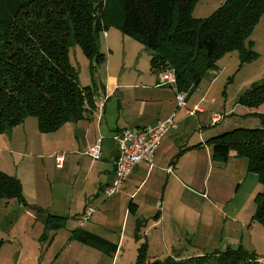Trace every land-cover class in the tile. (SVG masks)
<instances>
[{
  "label": "crops",
  "instance_id": "obj_1",
  "mask_svg": "<svg viewBox=\"0 0 264 264\" xmlns=\"http://www.w3.org/2000/svg\"><path fill=\"white\" fill-rule=\"evenodd\" d=\"M145 53L151 60L150 52ZM136 67L126 79L125 74L119 78L109 74L107 68L105 81L100 82L102 91L97 89L95 107L85 119L47 135L38 128L34 131L36 122L31 124L32 131L27 129L26 120L9 134L0 135V139H14L17 145L21 159L16 163L20 167L16 176L25 198V204L0 202V240L4 242L0 264H126V244H174L171 256L185 259L192 257L187 250L191 244H233L214 225L235 222L224 220L221 205L214 203L210 194L218 193L226 169L248 166L235 153L228 163L217 162L207 144L230 130L223 127V120L214 125L218 113L205 107L215 96L214 86L193 91L186 108H178L176 89L161 86L151 67L149 74ZM210 102L217 104L218 99L212 97ZM198 106L201 111L191 116L189 112ZM260 107V116H264V103ZM173 115L176 126L167 133L153 160L136 166L121 192L107 199L104 192L116 179L119 155L113 136L125 129L156 126ZM99 139L102 156L93 162L85 153ZM4 147L8 148L7 140ZM59 154H68L62 166L56 161ZM261 190L259 183L255 192ZM255 199L237 212L248 228L256 213ZM131 203L136 204L135 214L130 211ZM193 204L199 209L194 210ZM89 208L96 212L81 226ZM218 212L224 225L218 222ZM50 215L65 218L60 229L48 228ZM80 230L118 246L116 253L80 243L75 237ZM229 233L233 242L234 229ZM134 260L136 263V255Z\"/></svg>",
  "mask_w": 264,
  "mask_h": 264
},
{
  "label": "trees",
  "instance_id": "obj_2",
  "mask_svg": "<svg viewBox=\"0 0 264 264\" xmlns=\"http://www.w3.org/2000/svg\"><path fill=\"white\" fill-rule=\"evenodd\" d=\"M197 0H0V135L27 119L38 121L41 134L77 123L95 107L96 72L105 63L99 38L111 27L142 44L151 54L153 74L174 71L178 92L190 94L217 58L237 52L242 63L256 55L249 38L264 16V0H227L207 19H195ZM79 47L90 62L92 86L82 87L70 62ZM99 67V68H98ZM189 94V95H190ZM264 103V80L254 84L238 104L254 110ZM258 130L236 129L207 142L214 159L228 163L231 153L247 161L262 190L255 199L253 222L264 228V116ZM25 204L21 181L0 170V202ZM130 211L136 212L131 203ZM65 218L50 215L48 228L60 229ZM80 243L115 254L118 246L84 230ZM4 244L0 240V247ZM142 244L135 264H263L255 253L228 247L211 255L150 259Z\"/></svg>",
  "mask_w": 264,
  "mask_h": 264
},
{
  "label": "rangeland",
  "instance_id": "obj_3",
  "mask_svg": "<svg viewBox=\"0 0 264 264\" xmlns=\"http://www.w3.org/2000/svg\"><path fill=\"white\" fill-rule=\"evenodd\" d=\"M226 1L227 0H197L192 9V16L195 19H207ZM99 40L100 52L105 56V63L100 68L98 67L99 69L95 75L98 79L96 80V85L100 91H102L100 85L105 81L107 68L109 74L115 75L118 78L125 74L124 79L133 75L137 65L141 66L143 72L146 71L149 74L151 60L145 53L147 50L142 44L130 37L124 36L115 26L111 27L107 32L102 33ZM249 41L252 44H248V47L256 55L252 61L242 63L240 55L237 52L217 58L214 62V66L217 67V69L208 70L204 74L200 86L197 89V91L201 88L206 90L210 86H214L215 96H211L208 99L205 107L211 108L215 113H218L215 115H222L224 117L221 124L224 128L229 126V132L236 129L258 130L261 128L260 115H263L262 107L250 110L238 104V100L240 96L254 84L264 80V16L253 30ZM70 62L78 72L80 85L82 87L92 86L93 81L91 79L90 62L79 47L71 48ZM130 72H132V75ZM100 82H102V84H100ZM212 97L218 99L217 104H212L210 102ZM27 120H29L27 129L30 128L32 131L31 124L32 122H36L37 125H34V131H37L38 121L34 118H29ZM5 140L8 142V148L4 147ZM16 149L17 145L14 139L8 137H2V139H0V169L7 171V174L10 173L11 176L15 177H17L16 174L20 170V167H17L16 163L21 159ZM249 174L247 173V167L242 168L239 166L234 169H226L224 173L225 177L222 182L223 184L219 186L218 193L214 191L210 194V198L213 202L221 205L222 217L224 220L235 222L234 225L227 224V226L224 227L221 224L214 225V227L220 231V234L224 231V238L227 237V242L233 244H191L187 246V250L192 257L198 255H211L217 251L223 252L228 247L234 250L243 247V249L249 253H255L261 258V262L264 264V228L257 222H252L250 228H248V223L242 222L240 218H237V212L243 206L247 205L248 202L254 201L258 193V191L255 192L259 186L258 176L251 173ZM237 175L240 176L239 179ZM212 187L213 183L210 181V190L213 189ZM223 204L226 209L223 207ZM192 207L194 210L199 209L195 204H193ZM218 214V222L223 223L220 217L221 213L218 212ZM237 228H239V230H237ZM231 229H234L233 242H231V235L229 233ZM173 245L174 244H148L147 256L152 260H164L173 255ZM126 246L128 247L127 249L124 247V250L126 249V264H135L134 255H136L137 259L142 244H126ZM183 246H185V244H183ZM204 248H206V250H203Z\"/></svg>",
  "mask_w": 264,
  "mask_h": 264
},
{
  "label": "built area",
  "instance_id": "obj_4",
  "mask_svg": "<svg viewBox=\"0 0 264 264\" xmlns=\"http://www.w3.org/2000/svg\"><path fill=\"white\" fill-rule=\"evenodd\" d=\"M159 80L161 86H171L176 89L177 78L174 71L169 70L161 73L159 75ZM192 89L193 86L188 92H178L176 89L178 108H186L187 98ZM198 111H201L199 106L196 107L195 110L190 111L189 114L194 116ZM174 117L175 115L169 120L158 123L153 127L139 130L125 129L113 136L114 141L118 145L119 155L115 163L116 179L104 192L107 199L121 192L136 166L142 162H150L153 160L167 133L176 126ZM223 119L224 117L222 115H216L213 117V124L216 125ZM85 155L93 162L99 161L102 156V139H99L92 147H90ZM67 156L68 154L57 155L56 161L58 165L62 166ZM95 212L96 211L92 208L87 209L80 222L81 226L88 223Z\"/></svg>",
  "mask_w": 264,
  "mask_h": 264
}]
</instances>
